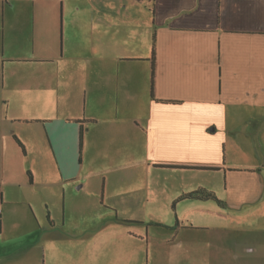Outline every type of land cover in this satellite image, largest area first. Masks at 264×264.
Returning <instances> with one entry per match:
<instances>
[{
  "label": "crops",
  "instance_id": "obj_1",
  "mask_svg": "<svg viewBox=\"0 0 264 264\" xmlns=\"http://www.w3.org/2000/svg\"><path fill=\"white\" fill-rule=\"evenodd\" d=\"M0 264H264V0H0Z\"/></svg>",
  "mask_w": 264,
  "mask_h": 264
},
{
  "label": "trees",
  "instance_id": "obj_2",
  "mask_svg": "<svg viewBox=\"0 0 264 264\" xmlns=\"http://www.w3.org/2000/svg\"><path fill=\"white\" fill-rule=\"evenodd\" d=\"M184 197H190V198H199V199H213L217 201L219 204L223 205V202L219 200L214 193L211 191L205 190V189H197L195 191H192L190 193L184 194Z\"/></svg>",
  "mask_w": 264,
  "mask_h": 264
},
{
  "label": "rangeland",
  "instance_id": "obj_3",
  "mask_svg": "<svg viewBox=\"0 0 264 264\" xmlns=\"http://www.w3.org/2000/svg\"><path fill=\"white\" fill-rule=\"evenodd\" d=\"M35 127V126H34ZM80 157H78V160H79Z\"/></svg>",
  "mask_w": 264,
  "mask_h": 264
}]
</instances>
